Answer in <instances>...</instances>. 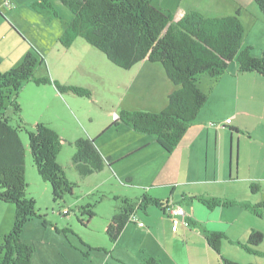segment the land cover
<instances>
[{
    "label": "rangeland",
    "instance_id": "374dc122",
    "mask_svg": "<svg viewBox=\"0 0 264 264\" xmlns=\"http://www.w3.org/2000/svg\"><path fill=\"white\" fill-rule=\"evenodd\" d=\"M4 1L2 6L12 7L11 1ZM13 1L15 12L17 5H20L17 10L19 14L15 15V19H21L20 16L23 15L25 28L19 26L20 29H18L22 31L23 36L18 31L11 32L5 20L6 16L1 11L0 72L6 73L17 67L31 46L37 50L40 58H43L42 63L36 69V77H48L59 81L62 85L85 87L91 90L93 96L89 99L78 97L72 93H59L54 85L36 86L32 82H28L23 84L16 99L20 105L21 113L15 115L9 104L5 111V116L14 127L23 125L27 130L32 131L36 123H44L67 140L68 144L62 150L59 163L64 166L68 179L77 185L73 195L66 196L65 201L60 203L54 201L50 184L45 182L37 172L29 148L28 134L25 129H22L20 136L26 147V178L28 183L26 196L35 200L38 214L43 216L32 219L25 226L22 234L23 240L35 248L33 263L142 264V254L145 252V246L148 245L144 241L151 233L143 235L141 231L135 230V226L131 224L130 235L118 242L116 246L110 242L106 233L110 220L122 206V201L115 198L127 194L136 201L140 191L126 189L125 183L120 181L122 180L120 175L115 174L109 167L103 172L82 178L71 162L75 152L73 144L77 140L81 138L95 140L98 135L105 134L106 130L116 121L114 115L116 111L121 112L127 107L130 108L125 111L135 109L132 106L136 105L137 101H132L130 94L123 98L125 83L130 82V77L125 76L126 70L111 63L104 53L89 45L83 38H78L71 47H65L60 43L62 28L72 16L70 11L60 3H56V8L60 14L59 19L50 21L46 15L41 16L33 10L31 4L35 0ZM159 1L154 0V3H157L154 5H158ZM239 1H243L241 5H245V8L248 9L244 15L245 21H247V18L254 14L253 6L258 7L255 0H184L183 4L207 17H221L236 15ZM13 22L18 23L16 20ZM247 27L249 28L248 23ZM248 28L246 30L247 35L244 37L246 44L249 41ZM258 49L256 47L254 51L257 52ZM230 66L226 74H230L234 68H238L236 62ZM88 72L91 75H88ZM215 83L207 74L198 78L199 88L208 93L209 97L215 88ZM213 95L212 108L216 113L220 112L225 115L224 113H241L243 108L250 109V106L241 101L239 96L230 91L226 85ZM257 110L256 114L261 112L260 109ZM216 119L218 118L212 120ZM237 122L242 125L238 133L224 127L221 122L220 124L212 122L215 124L213 127H211L212 123H208V126L212 128V137L216 134L218 138L217 178L225 181V183H219L217 188L221 191L224 187H241V184L244 183V186L247 185L250 189V184L255 182L260 186L262 192L259 197L263 196L264 201V167L261 168L258 165V161L264 158V126L261 127L255 119L249 121L240 118ZM112 133L113 131L109 130L103 135L113 138ZM93 137L95 138L93 139ZM152 157L154 174L158 168L162 174L157 182L163 183L169 180L172 181V184H181L176 190L175 199L183 196L184 192H190L192 196L201 197L211 191L210 185L195 184L199 179L204 178L203 174L207 171V169L205 170V154L196 156L192 165L190 164L191 160L176 155L172 160L176 163L175 169L171 171L163 169L166 159L162 153L153 150ZM211 158L212 164L210 163L208 171L209 178L214 173V157ZM119 166L130 176L140 178L142 175L139 166L130 163H122ZM129 166L135 171L130 170ZM169 172H174V175H167ZM232 173L233 179H236L237 174L240 182L234 180L238 183H232L233 180L230 178ZM170 189V185H158L155 187V193L164 194L167 198H171ZM183 203H185L184 208L186 210L191 209L189 203ZM197 204L195 209L198 208ZM87 205H90L94 212V217L90 220L88 215L81 214L78 209ZM64 209L70 211L68 216L62 214ZM15 211V205L0 201V247L5 235L13 229ZM152 212L155 214L152 216V222L155 224L162 222L164 217L161 213L154 210ZM80 219L84 222H81ZM256 222V226L262 229L261 232L264 233V220L262 222L259 218L256 219ZM185 230L186 228L181 226L176 237L168 234L169 238L164 241L161 238L158 241H152L148 247L159 252L165 248L164 252L169 255L168 260L171 264H175L174 260L177 257L180 264H223L220 256L206 243L200 242L195 236V232L188 235ZM227 246L231 251L225 248L224 255L222 254L225 258H228L225 255H232L240 261H248L253 258L236 246L230 244ZM260 248L264 252V242ZM258 261L259 264H264V257H260Z\"/></svg>",
    "mask_w": 264,
    "mask_h": 264
},
{
    "label": "trees",
    "instance_id": "16d2710c",
    "mask_svg": "<svg viewBox=\"0 0 264 264\" xmlns=\"http://www.w3.org/2000/svg\"><path fill=\"white\" fill-rule=\"evenodd\" d=\"M255 2L264 15V0ZM56 3L72 15L59 38L63 46L71 47L78 38H83L104 53L111 63L124 70H130L144 60L163 67L167 78L176 87L169 95L167 107L160 112L123 110L112 126L122 123L138 133L150 135L168 154L180 144L209 100V94L199 88V76L207 74L218 82L230 65L236 62L238 74L257 73L264 77V51L261 57H255L252 48L243 49L246 29L240 19L241 9L236 15L225 17H207L199 11H186L176 19L173 12L154 5L152 0H35L32 8L53 21L60 17ZM30 48L17 67L6 73L0 72V201L16 207L13 229L5 235L0 247V264H33L35 248L23 240L22 234L32 219L43 217L38 214L35 200L26 196V147L20 136L22 129L28 134L33 163L39 176L50 184L54 201H65L66 196L73 195L77 187L59 163L67 140L44 123H36L32 131L23 125L12 126L5 116L8 104L15 115L21 113L16 99L23 84L28 82L36 86L54 85L59 93H72L89 99L93 97L88 88L62 85L48 77H36V69L43 58L37 50ZM230 130L239 132L236 128ZM73 145L75 152L71 162L82 178L103 172L110 163L94 140L81 138ZM250 189L253 194L260 192L256 183H252ZM115 199L121 200L122 206L106 228L112 244L120 239L135 211L146 213L149 206H155L164 213L173 209L169 201L148 195L136 201L126 197ZM193 199L210 210L240 205L264 219V202L252 204L217 198ZM78 209L81 214L88 215L89 220L94 217L90 205ZM185 220L190 226L191 220L187 215ZM204 235L208 246L220 256L223 264H241L222 255L223 242L233 244L225 233L205 231ZM263 241L264 233L252 230L247 244L234 243L247 253L264 256V253L254 249ZM142 264L162 262L155 256L146 255Z\"/></svg>",
    "mask_w": 264,
    "mask_h": 264
},
{
    "label": "crops",
    "instance_id": "0c3cea01",
    "mask_svg": "<svg viewBox=\"0 0 264 264\" xmlns=\"http://www.w3.org/2000/svg\"><path fill=\"white\" fill-rule=\"evenodd\" d=\"M11 1L12 7L6 8L3 5L5 2L4 0H0V12L2 11L6 16L5 20L9 25V30L13 33L22 31L19 26L25 28V18L21 15V19H15V15L19 14L17 12L20 5H17L16 12L14 10V1ZM154 2V0H152ZM184 0H160L158 7H161L165 10H169L175 14L176 19H179L180 16L186 11H193L195 9L187 7L183 4ZM33 4V3H32ZM31 4V5H32ZM157 4V3H154ZM243 1H239L238 8L236 9V13L239 9H241L240 19L247 30V23L249 24V41L246 44L243 41V49L250 47L252 48L253 56L261 57L264 51V15L261 13L258 7L253 6V16H249L247 21H245L244 15L246 13L247 8ZM13 8V9H12ZM11 9V10H10ZM196 11V10H195ZM37 13V12H36ZM235 13V14H236ZM40 15V14H39ZM42 16V15H41ZM231 16V15H230ZM225 17V16H221ZM10 21H9V20ZM13 20H16L18 23H14ZM22 22V23H21ZM28 23V22H27ZM12 25V26H11ZM64 28V27H63ZM62 28V30H63ZM24 34V33H23ZM245 35H247L245 33ZM253 35V36H252ZM23 36V35H22ZM251 36V38H250ZM245 39V38H244ZM258 47V51H254L255 48ZM232 65V64H231ZM231 67V66H230ZM125 76L130 77V82L125 83V98L128 94H130L132 101L136 100L137 104L132 106L135 108L134 110L130 111H147V112H160L164 110L168 105V98L171 93L175 91V85L167 78L163 67L157 63H151L147 60H144L137 65H135L132 69L126 70ZM91 75L90 72L87 73ZM226 85L230 91H233L235 95L239 96L241 101H244L247 105L250 106L249 108H243L241 113H233V114H226L222 115V113H216L212 108V101L214 100V93L218 92L222 86ZM51 86V85H50ZM238 98V99H239ZM130 108V107H127ZM124 109V110H127ZM257 109H260L261 112L257 113ZM129 111V109H128ZM120 114L119 112H115V118L118 119ZM222 116V117H221ZM224 117V119H223ZM218 118L216 120H212ZM232 118V123L229 124L227 127L236 128L240 130L242 125L237 122L240 118L248 119L249 121L255 119L258 121L261 127L264 126V77L257 74V73H244L238 74V68H234V71L230 74H225L218 82L215 83V88L210 93L209 100L205 107L202 109L200 114L198 115L195 123L189 128L188 132L184 136L183 140L180 144L175 148V150L168 154L156 141V139L150 135L138 133L134 131L131 127L119 124L118 126H112L106 131L109 130L113 131V138H108V135L104 136L105 134L102 133L95 138V144L101 154L105 158L110 159V163L107 164V167L111 168L115 174L117 173L118 176L120 175V180L122 183H125L126 189H134L140 191V194L137 198L140 200L143 198L144 195H148L149 197L156 198L162 201H169V205L175 209L176 206L184 207L183 202L189 203L191 205V209H185L187 212V218H190L191 223L190 226H184L183 222L185 220V216L181 217H172V211L170 209L164 213L160 209L155 206H149L145 212H140L141 210H137L132 215V218L127 226L123 234L121 235L120 239L117 241L115 246L118 242L123 241L130 235L129 231H132L130 225L133 224L135 226V230L141 231L143 235H151L147 238L144 243L150 245L152 241H158L160 238L163 241L169 238L168 234L175 235L176 237L180 231V227L183 226L185 233L190 235L191 233H196L195 236L199 239L200 242L206 243L204 232L205 231H215V232H223L225 233L230 240L233 242L230 243L228 241L223 242L222 246V254L224 255L225 248L229 251L230 248L227 244L233 245L238 247L234 242H240L243 244H247L249 236L252 230L262 231L259 229L256 224L257 216L253 215L251 212L243 208L242 206H234L230 208L218 207L215 209H208L199 201L193 198H200L197 196H192L190 192L183 193L180 198L175 199V194L177 188L181 185L180 183H173L172 181H164L163 183L157 182L162 174L160 173L161 170L158 168L156 174H154L153 165V157L152 151L156 150L159 153L164 155L166 162L163 165V169L167 171H171L175 169V162H172L173 157L178 155L183 158L191 160V165L193 164V160H195L196 156L205 154L206 156V166L203 176L204 178L199 179L195 184H204L210 185L212 187L211 191H208L205 196H201L203 198H217V199H228L234 200L237 202H250L252 204H259L263 201V196L259 197V194L262 192H258L257 194H253L251 189H248V186H244V183L241 184V187H224L221 191L218 190L217 185L220 183H225L222 179H218V168H217V155H218V138L215 134L212 137L211 130L208 126V123L217 122L220 124L225 125L226 120ZM224 120V121H223ZM237 122V123H236ZM212 123V126L213 127ZM218 125V124H217ZM116 128V130H114ZM216 128V127H214ZM217 129V128H216ZM100 134V133H97ZM104 134V135H103ZM104 136V137H102ZM92 138V137H91ZM233 155V149H232ZM168 156V158H167ZM214 165V173L211 178H209V167L210 163ZM60 158V157H59ZM122 163H130L135 166H139L140 170H142V175L140 178L130 176L128 173L119 166ZM62 165V164H61ZM258 165L263 168L264 167V158L258 161ZM63 166V165H62ZM64 168V166H63ZM240 168V166H239ZM65 169V168H64ZM129 169L135 171L132 167L129 166ZM233 171V168H232ZM231 171V172H232ZM140 174V172H139ZM167 175H174V172H169ZM232 183L240 182V178L236 174V179H233V173L231 175ZM168 178V177H167ZM156 179V180H155ZM238 180V182L234 181ZM228 184L230 182H227ZM255 183V182H252ZM251 183V184H252ZM167 184L170 185V196L171 198H167L164 194H157L155 193V187L158 185ZM250 184V185H251ZM257 184V183H256ZM259 185V184H258ZM154 191V192H153ZM130 198L129 195H122L120 196ZM190 199V201H189ZM133 200V199H132ZM197 205V209H195V205ZM159 211L161 215L164 217L162 222L159 224H155L152 222V211ZM173 219H176L180 222V227L174 231L173 230ZM263 222L264 219L260 218ZM145 224V229L139 226V223ZM264 242V241H263ZM263 242L261 244H263ZM146 247L145 252L142 254L143 257L146 255H151L159 258L162 264H168V256L166 252L163 251H155L152 247ZM261 245L255 247L254 249L264 253L260 248ZM209 247V246H208ZM240 248V247H238ZM241 249V248H240ZM166 250V249H165ZM243 250V249H241ZM244 251V250H243ZM245 252V251H244ZM247 253V252H246ZM249 254L251 257L248 261H240L237 258L228 255H225L231 260L238 261L241 264H259L258 259L260 256L257 254ZM142 257V258H143ZM249 257V256H248ZM34 258V257H33ZM34 261V260H33ZM175 264H180L179 258L177 257L175 260ZM34 264V263H33ZM171 264V263H169Z\"/></svg>",
    "mask_w": 264,
    "mask_h": 264
},
{
    "label": "built area",
    "instance_id": "2783aa9c",
    "mask_svg": "<svg viewBox=\"0 0 264 264\" xmlns=\"http://www.w3.org/2000/svg\"><path fill=\"white\" fill-rule=\"evenodd\" d=\"M231 123H232V118H229L226 120L225 125H229ZM171 211H172V217H181V216L183 217V216L187 215L185 209L182 207H177L175 209H172ZM62 213L65 216H68L70 214V211L68 209H65V210H63ZM183 224H184V226H189V223L186 220H184ZM139 226L142 228H145V224L142 222L139 223ZM179 227H180V222L176 219H173V230L176 231Z\"/></svg>",
    "mask_w": 264,
    "mask_h": 264
}]
</instances>
